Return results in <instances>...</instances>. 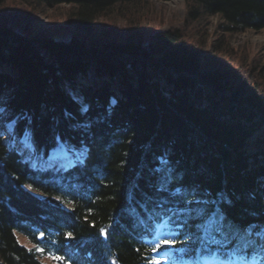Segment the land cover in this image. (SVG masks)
<instances>
[{"label":"trees","instance_id":"1","mask_svg":"<svg viewBox=\"0 0 264 264\" xmlns=\"http://www.w3.org/2000/svg\"><path fill=\"white\" fill-rule=\"evenodd\" d=\"M184 7L182 24L171 20L161 31L154 25L162 26V10L147 0H0V95L10 114L31 117L45 151L55 133L92 149L79 181L91 191L81 200L84 189L30 170L0 138V264H47L13 235L35 243L34 231L45 232L46 251L54 237L72 242L71 264H147L146 233L123 210L134 181L149 190L147 168L163 149L186 183L231 197L232 219L264 224V60L231 41L264 31V0H186ZM49 9L48 24L35 30L37 13ZM84 119L93 121L91 138L70 130ZM29 183L38 198L23 187ZM61 192L75 199L73 210L53 199ZM109 224L104 239L98 230ZM65 231L73 239L63 240Z\"/></svg>","mask_w":264,"mask_h":264},{"label":"snow or ice","instance_id":"2","mask_svg":"<svg viewBox=\"0 0 264 264\" xmlns=\"http://www.w3.org/2000/svg\"><path fill=\"white\" fill-rule=\"evenodd\" d=\"M72 98L80 104L81 115L89 111L88 105L80 97L72 93ZM115 103L113 99L111 105ZM64 115L66 119H72L70 113ZM21 121L25 122V126L18 131ZM95 122H102V118ZM31 124L32 119L27 114L12 116L6 100L0 95V138H5L3 145L19 154L30 170L50 176L53 183L73 190L84 189L77 193L79 199L83 200L91 191L90 187L85 189L84 184L79 182L80 173L87 168L91 157L90 145L84 139L77 145L71 139L55 133L53 146L45 151L38 148ZM69 127L82 137L91 138L93 121L84 119ZM147 173L149 190L142 191L139 183L134 181L127 190V207L123 210L133 227L142 228L146 233L142 239L150 245L153 254L147 264H264V224L250 222L241 225L232 219L228 208L233 201L227 193L221 191L213 195L198 184L186 183L185 173L172 160L169 149H163L153 156ZM97 174L103 182V175L98 169ZM140 177L141 173L138 172L136 180ZM23 187L29 192L33 191L31 183ZM138 191L139 199L136 195ZM53 199L66 206L71 205L70 211L75 208V199L69 198L68 193L61 192ZM92 202L95 203V200ZM91 214L89 210L85 220ZM90 226L95 227V224ZM111 227L109 224L99 228V236L107 239ZM147 235L151 239H147ZM33 238L40 243L33 244L28 251L33 252L34 249L33 254H38V258L53 260L56 264H69L78 255L71 251L68 244L62 245L64 255L46 251L44 231L38 234L34 231ZM71 239V231L63 232V240ZM52 243L55 244L56 240ZM65 256L68 260H65ZM112 264H116V261L113 260Z\"/></svg>","mask_w":264,"mask_h":264},{"label":"rangeland","instance_id":"3","mask_svg":"<svg viewBox=\"0 0 264 264\" xmlns=\"http://www.w3.org/2000/svg\"><path fill=\"white\" fill-rule=\"evenodd\" d=\"M146 1V0H145ZM153 5V9L156 12H159L162 10V15H164V21L162 26L158 27L157 24L154 25V28L156 30L166 31L171 26V20L173 21L172 26L177 27L180 26L183 22L184 17V10H185V3L186 0H147ZM61 8H69L67 5H59ZM66 11V10H65ZM52 12V9L46 13L42 14L41 12L37 13L36 20L34 22V28L35 30L40 29L41 27L48 24V14L50 15ZM58 21L61 23L65 21L64 18L58 19ZM210 25V33H213V30L215 31V25L218 22L217 17L209 19ZM156 26V27H155ZM232 45L234 47H250L252 49V53L255 55H258L260 58H263L264 60V31L261 32H254L251 30H248L244 33L237 34L236 37H234L232 40ZM260 134H262L260 132ZM5 139V138H3ZM253 141V140H252ZM251 138L249 139V144L252 142ZM17 239H19V243L21 246H24L26 248H30V244L27 240V238L23 235L18 234Z\"/></svg>","mask_w":264,"mask_h":264},{"label":"bare ground","instance_id":"4","mask_svg":"<svg viewBox=\"0 0 264 264\" xmlns=\"http://www.w3.org/2000/svg\"><path fill=\"white\" fill-rule=\"evenodd\" d=\"M158 80H159V79H158ZM159 84L162 85V86L165 85V84H164V80H163L162 77L160 78V83H159ZM258 135L261 136L262 134H260V132H258Z\"/></svg>","mask_w":264,"mask_h":264}]
</instances>
